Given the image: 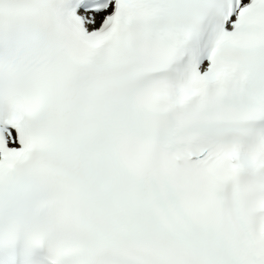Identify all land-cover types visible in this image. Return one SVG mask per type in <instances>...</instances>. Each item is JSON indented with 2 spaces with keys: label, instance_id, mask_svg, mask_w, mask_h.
Listing matches in <instances>:
<instances>
[{
  "label": "snow or ice",
  "instance_id": "6c2138e0",
  "mask_svg": "<svg viewBox=\"0 0 264 264\" xmlns=\"http://www.w3.org/2000/svg\"><path fill=\"white\" fill-rule=\"evenodd\" d=\"M0 264H264V0H0Z\"/></svg>",
  "mask_w": 264,
  "mask_h": 264
}]
</instances>
